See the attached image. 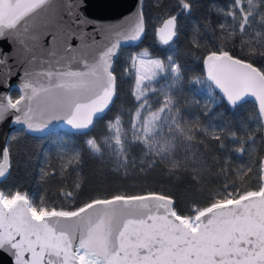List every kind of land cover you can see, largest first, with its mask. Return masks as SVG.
I'll return each instance as SVG.
<instances>
[{"label": "trees", "instance_id": "trees-1", "mask_svg": "<svg viewBox=\"0 0 264 264\" xmlns=\"http://www.w3.org/2000/svg\"><path fill=\"white\" fill-rule=\"evenodd\" d=\"M179 2L141 0L147 27L144 39L138 46L137 42L119 46L113 98L90 130L57 127L33 133L24 126L10 130L6 150L11 171L0 178V189L26 194L37 206L43 201L45 207L64 210L96 198L158 192L172 198L175 212L191 218L193 208L197 213L261 187L264 135L257 104L244 98L231 105L206 75L203 57L210 51H227L248 60L264 75V0H252L250 7L249 0H186L190 9H182ZM170 14L176 18L177 34L164 45L155 27ZM141 48L166 61L172 57L183 70L178 83L171 72L160 74L148 95L151 99L157 94L154 107L163 101L160 91L170 100L168 147L150 154L136 139L127 142L125 156L109 158L92 151L86 137L100 140L116 116L130 124L136 99L129 57ZM195 77H200L199 83ZM9 94L15 98L19 93L11 87Z\"/></svg>", "mask_w": 264, "mask_h": 264}, {"label": "snow or ice", "instance_id": "snow-or-ice-1", "mask_svg": "<svg viewBox=\"0 0 264 264\" xmlns=\"http://www.w3.org/2000/svg\"><path fill=\"white\" fill-rule=\"evenodd\" d=\"M251 2L252 0H249L247 7L251 6ZM9 6L14 11L0 15V76L4 78L2 83L5 86L9 79L17 76L21 94L13 99L10 94L0 92V124L11 117L10 124L23 125L30 132L43 131L49 120L60 119L59 116L50 115L60 103L54 90L61 85L53 84V75H84L75 70L66 73L53 71V64L59 69L61 61L67 59L60 52L62 47H66L67 51L76 52L71 43L65 45L66 39L83 42L86 37L91 36L95 42V36L99 33L105 40L135 41L138 46L147 31L144 15L140 12L118 23H98L100 20H114L124 15L120 10L119 0H9ZM179 6L182 9H190L186 0H180ZM131 7L132 5H129L126 10L130 11ZM99 12L108 14L100 15ZM89 28L93 30L89 32ZM8 29L14 31L6 35ZM176 34L174 25L173 28H168L162 23L157 39L159 43L168 45L173 42ZM12 38L18 42V48L13 47ZM79 47L87 46L81 43ZM222 56H227V52L221 53L218 50L205 57L208 78L229 102L234 104L240 97L232 96L221 75L219 61ZM75 59L76 56L73 57V60ZM139 59L151 60L145 68L151 77L171 72L174 83L183 79L182 67L175 63L172 57H168L165 63L159 59H151V55L144 51L140 53ZM114 60L115 57L108 68L113 76ZM67 67L71 68V62ZM194 81L199 83L200 77H195ZM136 87L139 99L142 90L139 84ZM260 103L264 107V93L260 94ZM102 107V103L92 106L93 121L95 113ZM68 122L73 123L71 120ZM118 125L119 121L112 125L113 129L118 130ZM75 126L90 130L92 125L85 122ZM13 139L16 137L13 136ZM90 145L93 151H97L95 142H90ZM0 155L3 158L0 163V178H4L11 171L10 154L8 151H2ZM74 158H78V154ZM44 174L42 171V177ZM98 203L103 202L89 201L79 210L55 209L43 206V201L37 206L26 194L6 193L0 189V264H6L5 257L8 258L7 264H127L121 253L127 255L128 249L124 243L116 246L112 241V234L119 227V214L116 211H105L101 216L83 217L84 213L96 207ZM147 207L148 205H143V208ZM172 208L175 210L174 203ZM191 212L190 223L191 220L195 223H191L190 228H185L178 221L168 225L166 231L152 225V229L162 231L163 238L150 240L145 237L138 241L136 256H140V248L149 249L142 264H205L202 252L206 245L214 242L212 235L220 233L225 222L202 224L195 215L196 210L193 208ZM166 215L171 216V213ZM176 216H181V213L176 212ZM148 219L153 217L149 216ZM61 221L75 223L65 225L60 223ZM136 224L147 227V221H134L133 225ZM239 230V237L229 233L223 240L225 244L228 240L234 241L233 251L238 255L221 261V264H264V230L243 227ZM127 235V230H121L120 241H124ZM74 239L79 242L74 243ZM154 244H159L160 247L155 248ZM170 256L171 258H164Z\"/></svg>", "mask_w": 264, "mask_h": 264}, {"label": "water", "instance_id": "water-1", "mask_svg": "<svg viewBox=\"0 0 264 264\" xmlns=\"http://www.w3.org/2000/svg\"><path fill=\"white\" fill-rule=\"evenodd\" d=\"M119 3L121 5L120 10L124 12L122 17L114 20H100L98 23H118L127 17H134L138 12L142 13L141 0H119ZM129 5H132V7L130 11H127L126 9ZM13 11L14 9L9 6V0H0V15L10 14ZM98 14L105 15L108 13L99 12ZM174 18L175 16L172 14L167 15L156 25V37L157 33L161 30L162 23L163 25H167L168 28H173L174 25L175 30L176 19ZM92 30V28L88 29L89 32ZM11 31H14V29L6 30V35ZM165 32H167V29H165ZM12 43L14 48L19 47L15 38H12ZM68 43L72 44L76 52L67 51L66 47H62L60 52L67 59L61 61L59 69L56 68L55 64L51 67L54 72L66 73L75 70L84 73V75L78 77L53 75V84L61 85L54 90L60 103L50 115L59 116L60 119L49 120L45 130L32 131L33 133H43L57 127L71 131H85L84 128H78L75 125L85 124V122L91 124L93 121L92 106L97 103L103 104L102 109L98 113H95L96 117L104 112L113 98L114 76L109 73L108 68L111 66L113 57L116 55L119 46L136 42H124L123 39H120L119 42L105 40L102 35L97 33L95 42L91 36H88L83 42H72L66 39L65 45ZM81 43L87 47L80 48L79 45ZM223 52L225 51H221V53ZM209 53L215 52L210 51L203 57V65L207 76V61L205 57ZM74 56H76L75 60H73ZM69 62H71V68L67 67ZM219 64L222 68L221 75L228 84L232 96L240 97L236 101L251 98L256 102L263 124L264 135V107L260 103V94L264 93V75L248 60L237 57L229 52H227V56L221 57ZM3 79L0 76V92L9 94L10 88L15 87L18 90V96L21 94L18 89L19 80L17 76L9 79L7 86L2 83ZM225 98L228 100L227 97ZM9 119L11 117L6 119L3 124H0V152L7 151L6 141L10 130L16 126H23L20 124H10ZM69 120L73 121V123H69ZM2 162L3 158L0 155V163ZM97 200L103 203L96 204V207L89 209L83 214V217L101 216L105 211H116L119 214V227L113 232L112 241L116 246L124 243L128 249L127 255L124 252L121 253V256L126 258L127 264H142L143 257L149 253L148 248H140V256H136L135 250L138 247V241L145 239V237L150 240L162 239V231H166L167 226L173 224L175 221H178L185 228L191 227L182 216H176V212L172 208V198L163 193L145 192L128 196L114 195L106 198H96L91 201ZM87 203L82 206H85ZM144 204L148 205V207L143 208ZM158 205L164 206L158 207ZM82 206L74 210H79ZM166 213H171V216L166 215ZM195 215L202 224H209L213 221L225 222L220 233L212 235L214 242L206 245L202 252V259L205 261V264H221V261L230 260L232 256L238 255L233 251L234 241L228 240L226 244L223 242L229 233L239 237L241 234L239 229L241 227L257 231L264 230V155L261 160V187L257 191L245 193L235 199L212 203L199 210ZM149 216L153 217V219L149 220ZM134 221H147V227L143 224L133 225ZM60 223L67 225L75 223V221H61ZM152 225H156V228L162 231L152 229ZM121 230H127L128 232L124 241H120L119 239ZM250 238L254 239V237ZM73 242L78 243L79 241L78 239H74ZM153 246L155 248L160 247L159 244H154ZM164 258L168 259L171 256ZM5 260L7 264L8 258L5 257Z\"/></svg>", "mask_w": 264, "mask_h": 264}, {"label": "rangeland", "instance_id": "rangeland-1", "mask_svg": "<svg viewBox=\"0 0 264 264\" xmlns=\"http://www.w3.org/2000/svg\"><path fill=\"white\" fill-rule=\"evenodd\" d=\"M144 51L148 52L146 48H141L138 51H133L129 57V68L134 75L132 92L136 99V106L132 113L131 122L127 125L122 122L120 117L116 116L109 120L107 124V134L100 140H95L93 137L87 136L86 141L90 148V142H95L97 151L94 152H103L104 155L109 158L120 159L127 154V142L136 139L142 142L144 150L150 154L165 152L168 147L165 134L167 119L172 106L168 96H166V93L163 91H160L163 95L161 98L163 101L157 107L152 105L156 100L157 94L154 93L151 99L150 96H148L152 90L151 82L160 74L151 77L146 73V65L150 64L151 60L139 59L140 53ZM150 55L151 59H159L167 63L166 60L159 56ZM137 84L140 85L142 90V95L139 99H137ZM117 121H119L118 130L112 127ZM184 220L190 225L194 223V220H191L190 223V218H184Z\"/></svg>", "mask_w": 264, "mask_h": 264}]
</instances>
